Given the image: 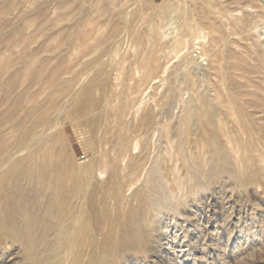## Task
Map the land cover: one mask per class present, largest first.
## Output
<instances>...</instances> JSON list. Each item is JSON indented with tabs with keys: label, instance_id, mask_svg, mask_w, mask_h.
I'll list each match as a JSON object with an SVG mask.
<instances>
[{
	"label": "rangeland",
	"instance_id": "374dc122",
	"mask_svg": "<svg viewBox=\"0 0 264 264\" xmlns=\"http://www.w3.org/2000/svg\"><path fill=\"white\" fill-rule=\"evenodd\" d=\"M96 2L0 0V264H264L262 75L230 70L231 53L264 64V6L129 0L76 49L74 22ZM154 32L158 78L137 59Z\"/></svg>",
	"mask_w": 264,
	"mask_h": 264
},
{
	"label": "bare ground",
	"instance_id": "6f19581e",
	"mask_svg": "<svg viewBox=\"0 0 264 264\" xmlns=\"http://www.w3.org/2000/svg\"><path fill=\"white\" fill-rule=\"evenodd\" d=\"M254 2H257V4L259 3V4H261V5H263L264 6V0H253ZM127 2H129V0H98V2H96V4H95V9L91 12V14H85V16L83 15L82 16V18H81V20L80 19H78V17H77V21H75L74 22V25H75V29H74V31H73V39H74V42H75V44L76 45H74L75 47H76V49H80V48H83V47H85V46H87L88 44H90V42L91 41H93L94 40V38H96V35L100 32V30H101V27L105 24H103V22H105V21H103V20H101V17H105V19L107 18V17H111L112 15L113 16H117V15H119L121 12V10H119L120 9V7H122L123 8V6H125V4L127 3ZM117 6H118V8H117ZM263 9H264V7H262ZM119 11V12H118ZM79 15V14H78ZM75 16H77V15H75ZM206 16V15H205ZM76 18V17H75ZM203 18H206V17H203ZM110 20V19H109ZM109 20L107 21V22H109ZM113 22V21H112ZM242 24V23H241ZM209 25V29H210V32L212 33V35H211V37H210V43H209V45H210V49H212V51H213V53H212V59H211V61H210V69H209V72L211 73V74H213L214 76H217V78H218V76H220L221 74H222V71H221V68H220V62H219V54L216 52V51H214L213 49L216 47V45H217V42L221 39V30H220V28L216 25V24H213V23H209L208 24ZM257 32H259L258 30H257ZM130 38H133V36L132 37H130ZM135 38V37H134ZM137 38V37H136ZM131 40V39H130ZM136 40V39H135ZM135 40H133L132 39V41H130V42H134ZM149 40V39H148ZM73 42V43H74ZM172 42H174V45H179V44H183L184 43V41H183V39L182 38H180V39H176V37H174V41H172ZM171 42V43H172ZM133 45V44H132ZM148 45H149V47H147L148 49H146V50H143L144 51V53H141L140 51H138V53L140 52V54L139 55H137V59L138 60H140L141 61V63L143 64V68H145L146 69V73L143 75V76H155V77H153V78H158L159 76H160V73H162V72H159L158 71V66L156 65V61H157V56H160V55H162V54H164L165 53V50H166V46L165 45H163V43H162V39H161V37L158 35V34H156L155 32L152 34V37H151V39L149 40V43H148ZM73 46V47H74ZM130 46V45H129ZM147 46V45H146ZM131 47V46H130ZM127 49V51H128V47H126ZM146 48V47H145ZM130 49V48H129ZM133 49V48H132ZM73 50V49H72ZM131 50V49H130ZM77 51V50H76ZM79 51V50H78ZM73 52H74V50H73ZM125 52V51H124ZM125 53H128V52H125ZM125 53H124V55H125ZM241 53V52H240ZM127 55V54H126ZM236 55H238V54H236V53H231V73H232V75L233 76H236V77H239V78H245L248 74H261L262 76H259L260 77V79L258 80V81H255V87H256V90L257 91H254L255 92V94L256 95H258L257 96V99L255 98L254 99V101H253V103L254 104H258L260 101H261V103H262V99H263V97H262V93L264 92V64L263 65H257V66H250V65H248L247 64V62L245 61V59H244V56L243 57H241V58H239L238 56H236ZM243 55V54H242ZM140 61H138V62H140ZM123 62H125V60H123ZM126 77H128V76H126ZM132 76H130V77H128V78H131ZM134 77L135 76H133V78H131L128 82H127V87H124V88H128L129 90H130V92H131V94H130V96H132V95H134V94H136V92H137V90H136V88H135V83H134ZM221 77V76H220ZM118 78H119V76H116V80H115V82H114V84H113V86H112V90L113 89H116L117 88V86H118V84L117 83H119V82H121L120 81V79H122V76H121V78H119V81H118ZM231 78V77H230ZM242 79H241V81H242ZM254 79H256L255 77H254ZM233 80V79H232ZM116 81H118L117 83H116ZM228 81V80H227ZM250 81V80H249ZM248 81V82H249ZM230 82V81H229ZM240 83V82H239ZM239 83H237L236 84V82L234 83L233 81L231 82V85H232V89H233V92L235 93V95H239V96H242V97H244V96H246L247 97V95H249L247 92V90H246V86L247 85H244V84H239ZM122 86V85H121ZM123 86H124V84H123ZM121 89V88H120ZM119 90V89H118ZM124 90V89H123ZM126 90V89H125ZM129 90H128V92H129ZM132 90V91H131ZM127 91V90H126ZM115 92H118V91H116L115 90ZM114 92V93H115ZM128 92H127V95H126V97L128 96ZM129 92V93H130ZM113 93V94H114ZM120 93H122V92H120ZM123 93H125V92H123ZM217 93V92H216ZM259 93H261V96H260V94ZM111 94H112V92H111ZM113 94H112V96H113ZM126 94V93H125ZM125 94H124V97H125ZM252 95V94H251ZM114 96H115V94H114ZM130 96H128L127 98L130 100V101H133V97L132 98H130ZM137 96V95H136ZM118 97V96H117ZM125 97V98H126ZM120 98H121V96H120ZM122 98H123V96H122ZM121 98V100L122 101H119V102H115L114 100H112L113 99V97L111 98V100H109V102L111 101V102H113L114 104L115 103H117L119 106L118 107H120V109L122 110L123 108V104L122 103H126V102H128L129 103V100L126 98V100H128V101H126V100H123ZM124 98V99H125ZM135 98V97H134ZM117 100V99H116ZM109 102L108 101H106V103H108L109 104ZM122 102V103H121ZM134 102V101H133ZM105 103V102H104ZM106 103L105 104H103V106L104 107H107L106 106ZM113 103H111L110 105H112V107L111 108H116V106L115 105H117V104H115L114 105V107H113ZM250 103V102H249ZM120 104H122V105H120ZM248 104V103H247ZM251 104V103H250ZM250 104H248V105H250ZM109 105V106H110ZM133 105V104H132ZM246 105V104H245ZM244 105V106H245ZM263 105V104H262ZM261 105V106H262ZM131 106V105H130ZM134 106V105H133ZM125 107H128V108H130L128 105H127V103L125 104ZM251 107H253V106H251ZM256 107H258V106H255V108ZM65 108V107H64ZM108 109H109V107H108ZM108 109H106L107 111H108ZM132 109V108H131ZM151 109V108H150ZM112 110V109H111ZM120 110V111H121ZM126 110V111H125ZM125 110H122L123 111V115H124V113L125 112H127V108L125 109ZM129 110V109H128ZM256 110V109H255ZM254 110V111H255ZM113 111H114V113H115V109L114 110H112V114L110 113V115H114V113H113ZM257 111V110H256ZM106 112V111H105ZM111 112V111H110ZM117 112V111H116ZM259 112H260V110H259ZM129 112H127V114H128ZM251 113V112H250ZM253 113H255V112H253ZM118 114V113H117ZM120 114V113H119ZM127 114H125L123 117H124V119H126L127 117H126V115ZM106 115H107V113H106ZM105 115V116H106ZM252 115V114H251ZM253 116V115H252ZM263 116V115H262ZM117 116H113V119L112 120H114V121H116V119L117 120H119L118 119V117L116 118ZM109 118V117H108ZM116 118V119H115ZM263 118V117H262ZM123 118H122V120H124ZM128 119V118H127ZM145 119V118H144ZM246 119V118H245ZM121 120V121H122ZM108 121H110V119L108 120ZM124 122V121H123ZM125 122H128V121H126L125 120ZM110 123V126L111 125H113L114 123H113V121H111V122H109ZM109 123H108V125H109ZM85 124H87V122H85ZM117 124V123H116ZM118 124H119V122H118ZM118 124L116 125V126H118ZM125 124V123H124ZM124 124L122 123V125L124 126ZM121 125V126H122ZM127 125V124H126ZM125 125V126H126ZM139 125V124H138ZM137 125V126H138ZM114 126V125H113ZM120 126V125H119ZM115 127V126H114ZM139 127V126H138ZM109 128V127H108ZM111 129L113 128V127H110ZM118 128V127H117ZM122 128V127H121ZM136 128V127H135ZM116 129V128H115ZM114 129V130H115ZM119 129H120V127H119ZM126 130H128V129H126ZM129 131V130H128ZM133 131V130H132ZM136 131V132H135ZM113 131L111 130V131H109V132H107L106 131V135H107V138H108V135H109V138L107 139V140H109V141H112V138L114 137H116V142H115V140H114V147L113 148H115L116 149V151L117 152H126L127 150H124L123 151V149L125 148V143H127V142H125V139H124V137L121 135V134H119V133H117L116 132V136H114L113 135V133H112ZM134 132H135V134L136 133H138V129H136V130H134ZM127 133V132H126ZM114 134H115V131H114ZM131 134V133H130ZM125 136L127 137V135L125 134ZM106 137V136H105ZM41 140V139H40ZM106 141V140H105ZM104 143H106V142H104ZM103 143V144H104ZM102 145V144H101ZM111 145V144H110ZM102 146H100V150H103L102 148H104V147H106V144H105V146L103 145V147L101 148ZM108 147V146H107ZM111 147V146H110ZM109 147V148H110ZM111 149V148H110ZM105 150V149H104ZM112 150V149H111ZM106 151L108 152V149L106 148ZM106 151H104V152H106ZM112 151H114V150H112ZM115 152V151H114ZM129 151H127V153H128ZM100 153V152H99ZM127 153L125 154V156H127ZM91 154V153H90ZM101 154V153H100ZM106 154V153H105ZM111 154H112V152H111ZM121 154V153H120ZM120 154H119V156H120ZM130 154V153H129ZM104 154H102L101 155V158H102V156H103ZM92 156V155H91ZM107 156V155H106ZM115 156V155H114ZM116 158H118V154H116ZM121 156H123L122 158L124 159V154L122 155L121 154ZM121 156L119 157L120 159H122L121 158ZM100 158V157H99ZM110 158V157H109ZM109 158H108V160H109ZM115 158V157H114ZM104 159V158H103ZM106 160V162H110L111 160ZM113 161H115V160H112V162ZM105 162V161H104ZM119 162V161H118ZM107 164V163H106ZM109 166H111V164L109 165ZM106 168V167H105ZM111 169V168H110ZM114 170V172L113 173H115L116 172V168H113ZM95 171V169L94 170H92L91 171V175H93V174H95V176H96V173L94 172ZM112 170H110V172H111ZM107 172V171H106ZM112 175V174H111ZM93 178H94V176H93ZM95 178H97V177H95ZM8 193V192H7ZM10 202V201H9ZM8 210V209H7ZM13 217H15L14 215H13ZM13 219V221H14V218H12ZM18 221V220H17ZM16 229V228H15Z\"/></svg>",
	"mask_w": 264,
	"mask_h": 264
}]
</instances>
